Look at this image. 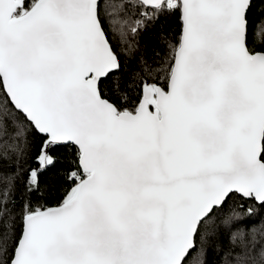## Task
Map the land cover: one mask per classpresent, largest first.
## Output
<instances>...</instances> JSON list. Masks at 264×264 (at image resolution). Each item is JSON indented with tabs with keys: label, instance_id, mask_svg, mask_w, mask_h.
I'll return each instance as SVG.
<instances>
[{
	"label": "snow or ice",
	"instance_id": "snow-or-ice-1",
	"mask_svg": "<svg viewBox=\"0 0 264 264\" xmlns=\"http://www.w3.org/2000/svg\"><path fill=\"white\" fill-rule=\"evenodd\" d=\"M261 5L0 0V264H204L264 215Z\"/></svg>",
	"mask_w": 264,
	"mask_h": 264
},
{
	"label": "trees",
	"instance_id": "trees-1",
	"mask_svg": "<svg viewBox=\"0 0 264 264\" xmlns=\"http://www.w3.org/2000/svg\"><path fill=\"white\" fill-rule=\"evenodd\" d=\"M261 7L264 8V5H261ZM256 11L259 12L260 9L258 8ZM166 27L169 31V35L174 36L179 32V21L175 18H171L167 22ZM156 28L157 31H154L152 25L149 24L148 30L143 32L140 37L141 52H144L146 50V55L149 57L153 55V49L156 47V38L158 35L159 24L156 25ZM3 150V148H0V151ZM61 155H63V152L61 153ZM14 159L15 158L7 161H0V164L4 165V169L0 171V178H2L4 175L9 174V172L7 171V166L13 164ZM23 175L24 174L21 173L20 179L16 183V187L18 190H21L23 188ZM49 175L50 174H46L45 176L41 177L42 185L47 180ZM3 183L4 181L0 179V186H2ZM49 203L53 205L56 203V200L50 199ZM231 206L232 202H229V204H226L223 209L220 210V218H223V216L229 213ZM262 223H264V215L254 214L251 218H249L248 222H233L231 226V231H228L227 229H222L224 233L223 242H221L218 236L209 237L207 243L204 246L205 254L202 257L204 264H230V258H233L236 252L239 251V247L241 244V241L239 239H237L235 244H231L230 241L231 232L237 231L238 229H243L245 232L244 242L251 243L253 239L252 228L255 226V243L258 246H264V226H262ZM192 255L195 256L196 253L193 252Z\"/></svg>",
	"mask_w": 264,
	"mask_h": 264
},
{
	"label": "water",
	"instance_id": "water-1",
	"mask_svg": "<svg viewBox=\"0 0 264 264\" xmlns=\"http://www.w3.org/2000/svg\"><path fill=\"white\" fill-rule=\"evenodd\" d=\"M54 205V204H53Z\"/></svg>",
	"mask_w": 264,
	"mask_h": 264
}]
</instances>
